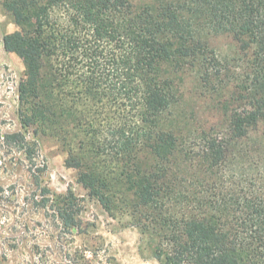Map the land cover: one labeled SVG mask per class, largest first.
<instances>
[{"label":"trees","instance_id":"obj_1","mask_svg":"<svg viewBox=\"0 0 264 264\" xmlns=\"http://www.w3.org/2000/svg\"><path fill=\"white\" fill-rule=\"evenodd\" d=\"M2 5L19 27L4 49L26 69L21 124L57 142L91 198L163 264H264V0ZM218 34L245 62L234 79L209 46ZM214 85L223 120L180 122L189 92Z\"/></svg>","mask_w":264,"mask_h":264},{"label":"rangeland","instance_id":"obj_2","mask_svg":"<svg viewBox=\"0 0 264 264\" xmlns=\"http://www.w3.org/2000/svg\"><path fill=\"white\" fill-rule=\"evenodd\" d=\"M129 1L155 7L159 0ZM2 4L0 0V264H163L127 215L110 214L88 195L77 171L66 167L67 154L54 139L36 141L33 130L23 128L19 86L26 69L3 45L4 37L18 33L19 27ZM209 46L222 63L240 55L227 34L211 36ZM244 63L228 65L226 80L242 74ZM215 86L192 89L175 110L178 120L197 127L222 121L226 113L211 97ZM49 192L65 199L53 202Z\"/></svg>","mask_w":264,"mask_h":264}]
</instances>
